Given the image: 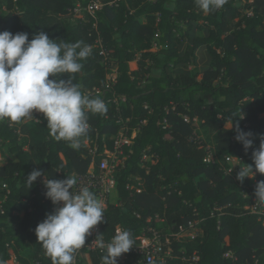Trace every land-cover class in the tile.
Here are the masks:
<instances>
[{
    "label": "trees",
    "instance_id": "trees-1",
    "mask_svg": "<svg viewBox=\"0 0 264 264\" xmlns=\"http://www.w3.org/2000/svg\"><path fill=\"white\" fill-rule=\"evenodd\" d=\"M94 1L0 0V31L26 32L29 39L45 31L53 40L91 45L73 83L107 106L106 113L87 114L90 128L79 150L54 139L41 113L0 121L7 160L0 166V264H52L34 231L52 203L44 177L28 189L27 175L37 168L50 179L87 174L114 149L122 129L131 145L100 223L106 240L118 227L135 240L162 224L170 231L162 234L173 252L168 264H264V227L246 209L253 179L237 181L239 167L225 173L228 156L252 164L253 149L245 153L227 130L233 117L244 116L243 131L264 135V0H222L210 9L198 0H98L103 7L94 14L75 12ZM201 49L209 57L204 69L197 65ZM113 70L117 77L107 87ZM198 127L214 133V163L205 162L206 144L191 140ZM190 221L198 222V236L170 237ZM104 254L91 253L92 264Z\"/></svg>",
    "mask_w": 264,
    "mask_h": 264
},
{
    "label": "clouds",
    "instance_id": "clouds-1",
    "mask_svg": "<svg viewBox=\"0 0 264 264\" xmlns=\"http://www.w3.org/2000/svg\"><path fill=\"white\" fill-rule=\"evenodd\" d=\"M222 0H198L202 9L219 6ZM92 53V46L82 40L66 42L53 40L45 31L36 33L31 39L26 32L15 34L0 31V121L19 122L41 113L47 120L49 134L57 141H65L74 150H79L86 141L90 128L88 113L103 114L107 106L99 97L85 94L79 84L73 83L74 76L82 71L81 61ZM67 79H62V76ZM54 77L50 79L49 77ZM243 116V114H242ZM233 117L227 130L235 132V140L242 144L245 153L253 149L252 164L238 166L236 180L241 184L245 178L264 176V135L254 137L252 132L240 128ZM254 139H259L254 148ZM233 170V169H232ZM44 177L45 197L51 201L54 211L35 228V235L52 264H74L77 250L86 246V238L98 224L105 221L103 202L84 186L76 190L74 174L64 179H50L37 168L33 169L24 182L28 189ZM255 205L264 204V179L256 182ZM105 250L101 264H117V258L134 246L128 230L116 229L109 242L98 234L91 242Z\"/></svg>",
    "mask_w": 264,
    "mask_h": 264
},
{
    "label": "built area",
    "instance_id": "built-area-1",
    "mask_svg": "<svg viewBox=\"0 0 264 264\" xmlns=\"http://www.w3.org/2000/svg\"><path fill=\"white\" fill-rule=\"evenodd\" d=\"M102 7L103 4L97 0L90 3L86 8L77 6L75 12L82 13L83 11H85L87 13L94 14ZM156 37H158V35ZM101 54L106 59H108V54H106L104 51L101 52ZM116 77V71L113 70V72L107 77V87H109L112 82L115 81ZM185 119L189 121L187 117H185ZM114 140V149L103 154L98 166L93 164L87 174H74L77 178L76 190H79V188L81 187L88 186L90 190L93 191L97 195V197L102 200L104 216L108 206L109 195L115 186V172L120 166L124 164V160L126 159L124 157V147L131 145V138L123 129L114 138ZM191 140L197 141L201 145L204 144L202 140L196 138L195 132L191 136ZM205 150L207 151V158L205 159V162H216V155L212 151L211 147L205 145ZM238 159L243 162L242 158ZM238 159L237 157L233 156H228L225 158V162L229 164V167L225 169L226 174H231L236 167L242 166V162ZM257 181L258 180L255 177L252 184L253 188H255V184ZM43 191L45 195V187H43ZM251 198L252 202L246 207V209L249 210L252 214L258 215L259 220L262 221L264 227V204H261L259 206L255 205L254 192L251 193ZM51 210L52 212L54 211L53 204ZM197 224V221H190L189 227L187 229L178 233H171L170 237H175L177 239L196 237L201 232V230L197 227ZM118 228L121 229L120 227ZM98 234H102L100 224H98L93 230H91V235L87 237L88 239L86 241V246H83L81 249L76 251L74 264H83L82 260L84 257L91 261L90 254L93 252H100L101 254L105 253V250L100 249L94 243H91ZM104 240L105 242H109L111 239L106 240L104 238ZM169 245V238L167 237L166 241L164 242L162 239V234L160 233V230L158 228L149 227L138 238L134 240V246L129 250V252L122 254L119 258H117V264H125L128 261H133L134 257L138 258L136 264H168L169 260L172 259L173 253ZM14 264L19 263L14 259ZM34 264L40 263L35 262Z\"/></svg>",
    "mask_w": 264,
    "mask_h": 264
},
{
    "label": "rangeland",
    "instance_id": "rangeland-1",
    "mask_svg": "<svg viewBox=\"0 0 264 264\" xmlns=\"http://www.w3.org/2000/svg\"><path fill=\"white\" fill-rule=\"evenodd\" d=\"M132 68L133 69H136L137 68V63H134L132 64ZM37 115V112H34L33 113V117H29L27 118V121L28 120H32L33 118H35ZM196 133V138L197 139H200L203 141V143L206 144V146L208 147H211L212 151L215 153L216 155V152H215V137H214V133H212L211 131H209L207 128H203V127H198L195 131ZM215 159L218 160V157L215 156ZM7 163V160H5L3 157H2V154L0 152V166H3ZM160 230V233L163 234V233H170L169 230H165L163 225H159V228ZM83 264H89L88 262V259L86 257L83 258ZM8 264H14V259L12 261H10Z\"/></svg>",
    "mask_w": 264,
    "mask_h": 264
},
{
    "label": "crops",
    "instance_id": "crops-1",
    "mask_svg": "<svg viewBox=\"0 0 264 264\" xmlns=\"http://www.w3.org/2000/svg\"><path fill=\"white\" fill-rule=\"evenodd\" d=\"M197 65L198 67H200L201 69H204L208 66L209 64V57L207 55V52L205 49H201L198 50L197 53ZM231 126V123L227 124V128H229ZM89 264H91V261L88 260Z\"/></svg>",
    "mask_w": 264,
    "mask_h": 264
}]
</instances>
